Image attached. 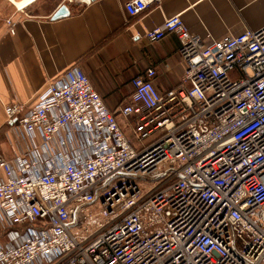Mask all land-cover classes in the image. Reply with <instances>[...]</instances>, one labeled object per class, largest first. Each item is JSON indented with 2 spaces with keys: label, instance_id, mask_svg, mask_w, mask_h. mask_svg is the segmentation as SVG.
<instances>
[{
  "label": "built area",
  "instance_id": "1",
  "mask_svg": "<svg viewBox=\"0 0 264 264\" xmlns=\"http://www.w3.org/2000/svg\"><path fill=\"white\" fill-rule=\"evenodd\" d=\"M169 33L178 86L148 68L113 111L71 67L6 107L24 145L0 156V264H264V26L204 39L176 14L145 36Z\"/></svg>",
  "mask_w": 264,
  "mask_h": 264
},
{
  "label": "crops",
  "instance_id": "2",
  "mask_svg": "<svg viewBox=\"0 0 264 264\" xmlns=\"http://www.w3.org/2000/svg\"><path fill=\"white\" fill-rule=\"evenodd\" d=\"M6 1L11 10L0 23V156L7 159L24 144L8 122L6 107L31 106L51 80L71 67L89 76L113 111L129 101L132 79L148 68L157 71L153 81L160 91L178 86L186 71L178 36L169 33L154 41L145 36L165 18L181 14L190 31L204 39L264 26V0H161L136 16L121 0H28L22 9L17 2L25 0ZM62 5L70 13L54 19Z\"/></svg>",
  "mask_w": 264,
  "mask_h": 264
},
{
  "label": "rangeland",
  "instance_id": "3",
  "mask_svg": "<svg viewBox=\"0 0 264 264\" xmlns=\"http://www.w3.org/2000/svg\"><path fill=\"white\" fill-rule=\"evenodd\" d=\"M10 10L11 5H9L8 1L0 0V23L7 20L8 14H10ZM124 130L129 137H132L131 129L128 125H124Z\"/></svg>",
  "mask_w": 264,
  "mask_h": 264
},
{
  "label": "water",
  "instance_id": "4",
  "mask_svg": "<svg viewBox=\"0 0 264 264\" xmlns=\"http://www.w3.org/2000/svg\"><path fill=\"white\" fill-rule=\"evenodd\" d=\"M70 13L68 7L66 5H62L61 8H59L54 14H53V18H60L63 16H66Z\"/></svg>",
  "mask_w": 264,
  "mask_h": 264
},
{
  "label": "bare ground",
  "instance_id": "5",
  "mask_svg": "<svg viewBox=\"0 0 264 264\" xmlns=\"http://www.w3.org/2000/svg\"><path fill=\"white\" fill-rule=\"evenodd\" d=\"M32 1V0H31ZM28 2V0H25V1H22V2H17V7L19 8V9H22L23 8V5H25L26 3Z\"/></svg>",
  "mask_w": 264,
  "mask_h": 264
}]
</instances>
